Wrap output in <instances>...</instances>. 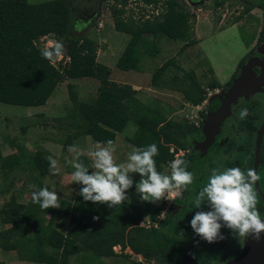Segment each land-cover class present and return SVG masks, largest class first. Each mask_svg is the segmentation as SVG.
<instances>
[{
	"label": "trees",
	"instance_id": "1",
	"mask_svg": "<svg viewBox=\"0 0 264 264\" xmlns=\"http://www.w3.org/2000/svg\"><path fill=\"white\" fill-rule=\"evenodd\" d=\"M77 1L51 0L33 4L28 0H0V102L44 107L65 79H96L100 83L97 95L89 100H80L75 85H69L72 111L77 112L80 123L76 125L78 132L67 144L79 137H91L103 147H112L118 134L133 123L137 129L127 136V140L136 150L155 142L158 146V153L153 157L156 169L168 175L167 164L176 158L179 150L189 149L188 137L199 134L200 128L169 120L160 108L142 101L132 85L112 80L111 68L98 62L97 42L77 31ZM133 1L157 12L140 18L127 15V8ZM253 1L264 8V0ZM82 2L91 8L102 2L110 3L115 29L130 36L117 62V67L123 71H141L140 47L147 44L145 53L156 56L159 53L156 39L160 36L184 41L182 50L196 43L197 16L191 12L186 0ZM224 2H218V6ZM149 36L153 37L152 41ZM44 37L61 40L60 55L65 62L60 66L55 63L58 56L43 55L38 42ZM254 52H249L239 62V67L242 68ZM209 71L214 74L212 69ZM240 73L237 69L233 77L237 78ZM152 85L177 91L186 102L197 106L207 99L208 89H218L222 84L215 80L210 88H205L194 71H186L172 58L155 70ZM109 139L112 144L107 143ZM171 146H175L174 152ZM48 157L43 151L29 152L23 147L7 155L0 152V176H8L26 165L37 173L33 192L45 186L53 190L46 181L54 167ZM178 158L186 162L187 170L194 177L199 156L194 153ZM79 163L91 172L93 165L87 157L81 156ZM140 179L141 173L137 171L132 184L124 189L125 196L138 189ZM125 196L121 202L110 206L107 201L85 200L79 190L72 201H66L58 208H41L39 203L33 202L32 195L27 203H20L12 196L0 212L2 222L10 225L0 232V244L3 249L15 250L19 258L29 264H73L71 257L75 255L81 256V264H104L103 258L118 256L114 250L117 246L123 250L130 248L145 257L154 250L167 256L171 250L177 255L182 245L192 239L194 231L191 227L183 229L173 225L168 231L167 221H158L162 206L157 207L155 199L134 204ZM150 211L149 218L152 222L158 221L157 228L140 225ZM61 217L68 218L65 233L57 229Z\"/></svg>",
	"mask_w": 264,
	"mask_h": 264
},
{
	"label": "rangeland",
	"instance_id": "2",
	"mask_svg": "<svg viewBox=\"0 0 264 264\" xmlns=\"http://www.w3.org/2000/svg\"><path fill=\"white\" fill-rule=\"evenodd\" d=\"M28 1L35 4L51 0ZM186 1L191 12L196 14L197 22L199 17L207 22L199 32L200 42L188 46L179 52L182 50L184 41H175L169 37L160 36L156 39L159 53L154 57L145 53L148 45L143 44L140 47L141 71H123L117 67L118 59L126 48L130 36L115 29L110 3L102 2L96 8H91L82 0H78L75 3L77 9L84 10L86 9L85 6H87L90 11H95L89 22L82 17L81 19L79 18L77 31L80 35L88 36L97 42L100 46L98 56L102 50L100 58L107 55L106 51L112 47L111 50L114 51L112 57L107 61H101L111 68V78L116 82L125 81L128 83L134 80L142 83L148 89L142 92L140 97L146 99L150 104L162 106L165 113L169 116V120H175L178 123H184L182 115V110L185 108L183 95L176 91L168 93L150 89L153 87L151 79L157 68L161 67L167 60L176 57L177 63L180 66L183 65L186 71H194L196 73L200 83L205 88H210L211 83L219 80L222 84L220 88L208 89V94L212 93L208 104L210 112L215 103L228 92L236 81L237 78H234L233 75L237 69H241L239 62L249 52L257 50V40H264V8L258 5L256 1L225 0L222 6H218V2L224 0ZM127 10V15L132 14L135 18L146 15L151 16L153 12H157L152 7H146L136 1L131 2ZM225 15L226 19H224ZM100 23H103V27H100ZM148 38L151 41L153 40L152 36ZM50 41L52 43H49ZM56 41L61 42V40H56L53 37H44L39 40L38 44L43 48H51ZM178 53L179 55L177 56ZM64 62L63 55H59L55 63L60 66ZM210 69L215 73L211 74ZM70 84L75 85V91L80 100H89L95 97L100 85L99 81L93 78L65 79L60 83L54 96L44 107H25L0 102V152L3 155H7L18 152L19 147H23L29 152L43 151L47 156H52L57 163L46 181L52 186L53 191L57 193L58 206L61 205L63 200L72 201L81 187H83V184L75 181L71 175L75 171V163H79L81 156H85L92 162L91 172L97 171L95 168L96 158L92 153L98 148H107L95 143L88 137H79L73 139L72 144H67L69 138L78 132L76 125L80 123L77 112L72 111L73 101L69 92ZM136 129L135 124H129L123 133L118 134L116 144L113 147H108L113 153L114 163L126 164L128 162V154L135 151V148L127 140V136L133 135ZM188 140L191 145H195L196 150H200L204 142H199L195 135H190ZM215 164H221L222 166L224 162L215 160ZM206 166L207 164L203 165L204 168L200 166L195 171L192 179L193 184H197L201 174L199 171L202 168L207 175H203L201 180L207 181L212 168ZM135 172L137 173L135 170L128 172L131 180H133ZM36 175L37 173L29 170V167L24 165L8 176H0V208L3 201L11 199L12 194H16L21 202H27L35 189ZM3 189L9 190L8 194L3 195L1 192ZM172 192L176 193L177 188L172 189ZM163 196L168 198V190H165ZM164 197L161 196L154 200L157 207L160 208L162 206L158 221L161 218V214L171 210L173 206L175 207L179 203L176 199L171 204V198L167 199L168 204L163 203ZM125 198L134 204H140L144 200L140 196L139 189L134 192H128ZM190 205L189 211L184 213L179 211L176 216L183 219L193 218L196 207L194 201H191ZM201 207L208 209L210 205L204 204ZM151 212L145 214L143 219L149 229L158 225V221L152 222L149 218ZM244 238L245 236H243L240 243L242 248L244 246ZM114 250L118 256L102 259L104 264H139L138 259L142 258L140 255L134 254L130 248L123 250L120 246H117ZM122 253L127 254V256L122 255ZM71 262L73 264H81V256H72ZM144 262L146 261L144 260Z\"/></svg>",
	"mask_w": 264,
	"mask_h": 264
},
{
	"label": "clouds",
	"instance_id": "3",
	"mask_svg": "<svg viewBox=\"0 0 264 264\" xmlns=\"http://www.w3.org/2000/svg\"><path fill=\"white\" fill-rule=\"evenodd\" d=\"M61 49L62 43L56 41L52 48L45 47L42 51L45 57H52L59 56ZM248 112L247 107H242L238 115L244 118ZM107 143L112 144L113 141L109 139ZM157 153L158 146L153 142L130 152L126 164H118L114 163L110 149L98 148L92 153L96 158L97 171L89 173L82 163H75V171L71 175L75 181L83 184L80 194L85 200L107 201L110 206L121 202L125 196L124 189L132 184L128 175L130 170L141 173L137 186L143 199H158L165 194V190H168L170 197L174 195L172 189L187 187L192 182L193 173L187 170L186 162L182 158L171 161V176L158 172L153 159ZM48 159L53 165L57 163L52 156ZM256 179L254 169L242 170L239 166L226 167L223 170L213 168L207 182L193 200L195 206H199L206 197L213 210L195 214L190 222L195 232L209 242L217 238L223 239V234L219 231L220 220H223L227 227L234 230V235L261 238L264 235V216L260 215L256 207L257 196L253 188ZM31 195L33 202L39 203L41 208L59 205L57 193L46 186Z\"/></svg>",
	"mask_w": 264,
	"mask_h": 264
},
{
	"label": "flooded vegetation",
	"instance_id": "4",
	"mask_svg": "<svg viewBox=\"0 0 264 264\" xmlns=\"http://www.w3.org/2000/svg\"><path fill=\"white\" fill-rule=\"evenodd\" d=\"M77 11L79 18L81 19L82 17L87 22H89L95 14V11H90L89 8L84 10L77 9ZM259 40L256 44L258 48L257 50L255 49V52L250 59L258 56L264 59V54H259V48L264 43V40L261 42H259ZM250 59H248L246 63H248ZM254 70L260 75L263 68L261 66H255ZM218 102H220V99L215 105ZM242 107H247L249 109L247 116L244 118H240L238 115L239 110ZM240 108L233 111L222 123L220 133L216 136L215 142L208 148L206 155L198 160L196 171L200 166L203 167L205 164H207L206 167L208 168H217L220 170L234 166H239L242 170L254 169L257 175V179L253 182V188L257 196L256 207L258 208L260 215L264 216V130L260 137V132L264 128V92L255 94L251 99L244 102ZM202 130L203 129L200 128V133L194 134L199 142L205 140ZM258 142H260L259 148ZM182 151L184 152V155L195 153L200 158L201 149L196 150L195 145H190L187 151ZM215 160H222L224 164L222 166L221 164L217 165L215 164ZM203 168L199 171L201 174L197 180V184L191 182L187 187H178L177 192L174 193V195L170 197L168 196L167 199L171 198V204L175 202L176 199L179 203H177L175 207L173 206L171 210L165 211L161 214L160 218V220L167 221L168 224L166 228L168 231L172 229L173 225L181 226L183 229L191 227L194 231L192 239L188 243L182 245V248H180L181 250L177 255H175L172 250L169 251L170 253L167 256H164L158 250L151 252L149 257L138 254L142 257L141 259H138L139 264H235L240 258L243 251L242 245H240L243 236L234 235V230L227 227L223 220L220 221L221 228L219 230L220 233L223 234V239L217 238L216 240L209 242L202 238L188 256L191 242L197 234L190 223L193 218L183 219L176 216V214L179 213V211L183 213L189 211L191 201L194 200V197L199 192L200 188L207 182L201 180L203 179V175L206 174V171L203 170ZM201 203L202 204L195 207V214L199 211L213 210L212 205L208 202L206 197ZM204 204H209L210 207L204 209L201 207ZM158 226L159 225H156V227L153 228H157ZM143 259L146 262H144Z\"/></svg>",
	"mask_w": 264,
	"mask_h": 264
},
{
	"label": "water",
	"instance_id": "5",
	"mask_svg": "<svg viewBox=\"0 0 264 264\" xmlns=\"http://www.w3.org/2000/svg\"><path fill=\"white\" fill-rule=\"evenodd\" d=\"M259 54H264V43L259 48ZM263 64L264 59L259 56L250 59L249 62L241 68V73L233 86L209 112L202 128L205 140L201 147V158L206 155L208 148L214 143L216 135L220 133V127L225 119L255 94L264 92ZM255 66H261L263 68L260 75L255 72ZM263 130L264 128L260 132V137ZM259 147L260 142H258V148ZM202 238V235L198 233L194 236L189 247L188 256ZM235 264H264V235L259 239L255 238L253 235H245L242 255Z\"/></svg>",
	"mask_w": 264,
	"mask_h": 264
},
{
	"label": "crops",
	"instance_id": "6",
	"mask_svg": "<svg viewBox=\"0 0 264 264\" xmlns=\"http://www.w3.org/2000/svg\"><path fill=\"white\" fill-rule=\"evenodd\" d=\"M205 24H207V22L205 21V20H201L200 19V17H199V20H198V22L196 23V26H195V36H194V40H195V44H198L199 42H200V36H199V32L201 31V29H202V27L205 25ZM257 42H258V40L256 41V44H257ZM99 46V45H98ZM43 48V47H42ZM99 49H100V46H99ZM99 49H98V51H99ZM112 49V47H110V49L108 50V51H106L107 52V55H104V56H102V58H100V53H102V50L99 52V56H98V62L99 63H101V64H103L101 61H107L108 59H110L111 57H112V55L114 54V51H112L111 50ZM125 50V49H124ZM181 51H183V50H180L179 52H181ZM124 52V51H123ZM105 53V52H104ZM122 55V54H121ZM179 55V53L177 54V56ZM62 56V55H61ZM120 58V57H119ZM174 59H175V62L177 63V59H176V57H173ZM172 59V58H171ZM119 60V59H118ZM179 61V60H178ZM178 64V63H177ZM105 65V64H104ZM179 65V64H178ZM107 66V65H106ZM181 67H183V65H181ZM184 68V67H183ZM215 73V72H214ZM217 78V77H216ZM113 80V79H112ZM219 81V80H218ZM220 82V81H219ZM119 83H125V84H130V85H132L133 86V88L135 89V90H137L138 91V97L142 100V101H144L145 103H147V104H149V105H151V106H154V107H157V108H160L163 112H164V114L167 116V117H169L166 113H165V111L163 110L164 108L162 107V106H160V105H155V104H150V103H148V101L146 100V99H142L141 97H140V95L142 94V92H145V90H147L148 88H145V86L144 85H142V83H140V82H138V81H134V80H132V81H129L128 83H126L125 81L124 82H119ZM151 84H152V79H151ZM153 86V85H152ZM150 89H156V90H160L161 92H168V93H171V92H175V91H173V90H171V89H168V88H164V87H155V86H153L152 88H150ZM177 92V91H176ZM150 99V98H149ZM151 101H152V99H150ZM183 104L185 105V108L184 109H187V108H189L188 107V102H186L185 100H184V102H183ZM183 109V110H184ZM182 110V111H183ZM169 119V118H168ZM88 138H91V137H88ZM98 145V144H97ZM113 147V146H112ZM134 148H135V150H136V147L134 146ZM136 172H135V174H133L134 175V178L136 177ZM133 178V179H134ZM52 187V186H51ZM8 191L9 190H2L1 192L3 193V195H6V194H8ZM12 196H16V194H12L11 195V197ZM7 197V196H6ZM17 197V196H16ZM18 198V197H17ZM9 200H5V201H3V204H2V206H1V208H0V212H1V210H2V208H3V206L8 202ZM18 201L20 202V203H27V202H21L19 199H18ZM66 202V200H63L62 202H61V205L62 204H64ZM60 205V206H61ZM60 206H58V207H60ZM54 207H56V208H58L57 206H54ZM67 225H68V218H65V217H61V218H59V220H58V223H57V229L58 230H60L62 233H65L66 231H67ZM10 227V225L9 224H4L3 222H2V218H1V215H0V232H2V231H4V230H7L8 228ZM76 256V255H75ZM78 256H80V255H78ZM104 259V258H103ZM0 263H4V264H29V262L27 261V260H21L20 258H19V256H18V254H17V252L15 251V250H7V249H3L2 248V246H1V244H0Z\"/></svg>",
	"mask_w": 264,
	"mask_h": 264
},
{
	"label": "built area",
	"instance_id": "7",
	"mask_svg": "<svg viewBox=\"0 0 264 264\" xmlns=\"http://www.w3.org/2000/svg\"><path fill=\"white\" fill-rule=\"evenodd\" d=\"M194 5V4H192ZM149 17V16H148ZM224 19H226V15L224 16ZM100 27H103V23L99 24ZM212 93H209L207 95V99L203 101V103H201L200 105H192V104H188L187 109H184L182 111V115H183V119L184 122L189 124V125H193L197 128H202L204 125V121L206 120L208 114H209V110H208V104H209V98L211 97ZM175 150V146H171V151L174 152ZM184 152L182 150H179V152L176 154V158H178L179 156H183ZM171 162H169L166 166V172L168 173L169 176H171ZM164 197V196H162ZM163 203H167V197H164ZM150 223V222H148ZM141 226H144L145 228H148L147 225L145 224V222H141L140 224Z\"/></svg>",
	"mask_w": 264,
	"mask_h": 264
}]
</instances>
